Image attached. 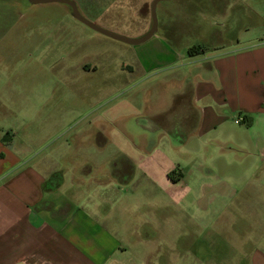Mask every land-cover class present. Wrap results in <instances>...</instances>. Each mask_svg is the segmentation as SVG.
I'll use <instances>...</instances> for the list:
<instances>
[{"label":"rangeland","instance_id":"374dc122","mask_svg":"<svg viewBox=\"0 0 264 264\" xmlns=\"http://www.w3.org/2000/svg\"><path fill=\"white\" fill-rule=\"evenodd\" d=\"M73 1L85 18L127 38L145 36L154 22V0ZM155 15V34L180 49L264 36V0H161ZM138 53L135 44L76 19L67 3L0 0V123L22 137L33 133L43 154L66 143L70 155L60 163L68 174L83 175L85 190L96 186L89 176L103 169L121 177L127 160L119 137L141 130L131 119L105 122L118 139L105 151L75 141L93 135L104 144L108 136L94 120L142 104L139 88L130 85ZM242 134L236 141L244 149L201 150L196 158L155 152L148 160L163 179L156 182L127 165L132 178L118 183L122 193H133L131 209L112 216L113 229L132 244L126 264H247L253 247L264 248V153ZM65 189L71 198L77 187L67 183Z\"/></svg>","mask_w":264,"mask_h":264},{"label":"crops","instance_id":"0c3cea01","mask_svg":"<svg viewBox=\"0 0 264 264\" xmlns=\"http://www.w3.org/2000/svg\"><path fill=\"white\" fill-rule=\"evenodd\" d=\"M150 28L144 27V33ZM228 45L203 46L204 51L190 54V47L177 48L162 34L135 45L139 56L131 66L130 85L132 91L139 88L142 104L133 100L124 111L94 120L96 130L103 127L108 136L104 144L93 135L75 142L105 151L118 141L105 122L122 118L145 131L119 137V152L127 160L121 177L103 169L89 176L96 184L91 190L84 189L83 175L73 170L68 174L69 168L60 163L70 155L66 143L58 146L59 152L43 154L33 133L22 137L0 123V264H126L132 244L127 234L113 229L112 216L131 209L133 193H122L118 183L132 178L127 165L140 167L144 178L163 180L148 160L155 152L196 158L201 150L244 149L236 141L243 139L242 132L264 153V36ZM240 117L244 120L237 123ZM67 183L77 187L71 198L64 195ZM249 256L247 264H264L261 246L253 247Z\"/></svg>","mask_w":264,"mask_h":264},{"label":"water","instance_id":"95a60500","mask_svg":"<svg viewBox=\"0 0 264 264\" xmlns=\"http://www.w3.org/2000/svg\"><path fill=\"white\" fill-rule=\"evenodd\" d=\"M35 2L39 3V2H63V3H67L71 6L72 8V13L74 15V17L80 21H82L83 23L87 24L88 26L92 27L93 29L97 30L98 32L106 35V36H109V37H112L114 39H117V40H121L123 42H126V43H131V44H140V43H143L145 41H147L149 38H151L157 31V21H156V15H155V10H156V6L157 4L161 1V0H154L153 1V4H152V12H153V25L150 29V31L143 37L141 38H138V39H131V38H127V37H124V36H121V35H118V34H115L103 27H101L100 25H98L97 23L93 22V21H90L88 20L87 18H85L79 11L78 7H77V4L75 1L73 0H34Z\"/></svg>","mask_w":264,"mask_h":264},{"label":"trees","instance_id":"16d2710c","mask_svg":"<svg viewBox=\"0 0 264 264\" xmlns=\"http://www.w3.org/2000/svg\"><path fill=\"white\" fill-rule=\"evenodd\" d=\"M205 50V47L201 46V45H193L191 46L189 49H188V52L190 54H195V53H198V52H202Z\"/></svg>","mask_w":264,"mask_h":264},{"label":"built area","instance_id":"2783aa9c","mask_svg":"<svg viewBox=\"0 0 264 264\" xmlns=\"http://www.w3.org/2000/svg\"><path fill=\"white\" fill-rule=\"evenodd\" d=\"M243 120H244V119L240 117V118H237V119H236V122H237V123H240V122H242Z\"/></svg>","mask_w":264,"mask_h":264},{"label":"flooded vegetation","instance_id":"af4514ba","mask_svg":"<svg viewBox=\"0 0 264 264\" xmlns=\"http://www.w3.org/2000/svg\"><path fill=\"white\" fill-rule=\"evenodd\" d=\"M31 2H33V3H37V2H35L34 0H30ZM67 5H69V4H67ZM69 7H71L70 5H69ZM72 9V8H71Z\"/></svg>","mask_w":264,"mask_h":264}]
</instances>
